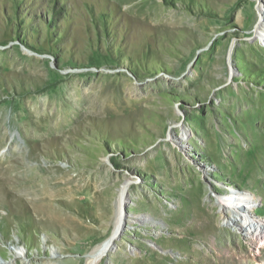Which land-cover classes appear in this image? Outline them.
<instances>
[{
	"label": "rangeland",
	"instance_id": "374dc122",
	"mask_svg": "<svg viewBox=\"0 0 264 264\" xmlns=\"http://www.w3.org/2000/svg\"><path fill=\"white\" fill-rule=\"evenodd\" d=\"M258 8L0 0V264H88L127 180L126 214L158 225L127 219L98 264H264L212 195L248 191L264 219Z\"/></svg>",
	"mask_w": 264,
	"mask_h": 264
},
{
	"label": "bare ground",
	"instance_id": "6f19581e",
	"mask_svg": "<svg viewBox=\"0 0 264 264\" xmlns=\"http://www.w3.org/2000/svg\"><path fill=\"white\" fill-rule=\"evenodd\" d=\"M259 28L254 32L257 37L264 41V9L258 8ZM234 45L231 44L228 54L231 55ZM191 131L185 125L180 126V133L171 137L172 141L185 142L191 138ZM261 141V140H260ZM259 141V142H260ZM253 145L252 157L256 165L264 168V142L261 141ZM250 151V150H249ZM25 166V165H24ZM6 169V167H5ZM131 182L127 180L119 189L116 203L115 219L112 228L107 237L102 239L94 248L87 254L88 264H98L99 261L109 252H114L117 249L118 242L121 240L122 234L127 228V219L129 222H136L141 218L147 223H151L153 227L158 225V221L151 214L129 216L126 214V207L130 204L129 187ZM230 193L222 194L224 197L218 196L217 203L221 205V221L223 225H238L242 230L244 237L255 244L256 246L264 244V219H255L251 214V208L256 205L257 199L248 191H242L235 187H227ZM36 195V194H35ZM252 206V207H251ZM253 209V208H252ZM151 246V245H150ZM16 253V252H15Z\"/></svg>",
	"mask_w": 264,
	"mask_h": 264
},
{
	"label": "built area",
	"instance_id": "2783aa9c",
	"mask_svg": "<svg viewBox=\"0 0 264 264\" xmlns=\"http://www.w3.org/2000/svg\"><path fill=\"white\" fill-rule=\"evenodd\" d=\"M227 193H230V191L227 189V191H226ZM214 194H212L214 197H215V199L217 200V196H216V192H213ZM217 195L219 196L220 195V193H217ZM221 197H224V195H220ZM221 206V205H220ZM220 209V212H221V207L219 208ZM222 215H223V213H222Z\"/></svg>",
	"mask_w": 264,
	"mask_h": 264
}]
</instances>
